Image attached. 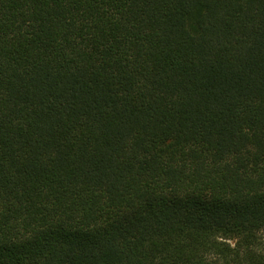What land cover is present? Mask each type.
<instances>
[{"label":"trees","instance_id":"16d2710c","mask_svg":"<svg viewBox=\"0 0 264 264\" xmlns=\"http://www.w3.org/2000/svg\"><path fill=\"white\" fill-rule=\"evenodd\" d=\"M0 264H264V0H0Z\"/></svg>","mask_w":264,"mask_h":264}]
</instances>
